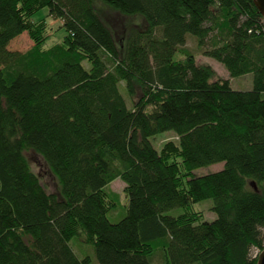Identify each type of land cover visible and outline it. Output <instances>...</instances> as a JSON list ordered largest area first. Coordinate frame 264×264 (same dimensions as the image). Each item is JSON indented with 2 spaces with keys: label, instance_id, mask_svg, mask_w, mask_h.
Wrapping results in <instances>:
<instances>
[{
  "label": "trees",
  "instance_id": "trees-1",
  "mask_svg": "<svg viewBox=\"0 0 264 264\" xmlns=\"http://www.w3.org/2000/svg\"><path fill=\"white\" fill-rule=\"evenodd\" d=\"M99 3L146 27L115 32ZM46 8L67 31L49 49L45 21H32ZM24 33L32 48L12 51ZM188 35L232 78L252 74L253 90L198 64ZM168 131L177 142L157 151L150 139ZM217 163L224 169L193 176ZM118 179L128 204L112 223L120 203L107 187ZM208 199L213 222L192 207ZM178 207L182 215H166ZM76 237L100 264H258L264 16L255 0H0V264H91L72 248Z\"/></svg>",
  "mask_w": 264,
  "mask_h": 264
},
{
  "label": "rangeland",
  "instance_id": "rangeland-1",
  "mask_svg": "<svg viewBox=\"0 0 264 264\" xmlns=\"http://www.w3.org/2000/svg\"><path fill=\"white\" fill-rule=\"evenodd\" d=\"M98 7L102 9L103 20L106 21L108 24H111L115 32H121L123 27L124 28L146 27L144 20L141 18H133V19L123 18L121 16H118L116 13H113V11L109 10L110 8H106L107 6H105V4L103 3H99ZM32 21L33 22L45 21L46 23L47 40L44 44L45 49H49L54 45L61 43L64 40V37L67 35V31L63 27V22L61 20H55L49 17V9L47 8L40 10L36 15H34ZM32 46H33V42L29 38L28 34L24 33L22 36L18 37L10 44V49L12 51L26 52L29 49H31ZM186 47L189 48L190 51L194 54L198 64L208 65L212 67L214 72L216 73L217 78H221L223 80H229L234 90L243 91V92L253 90L254 86H253L252 74H247L241 77L232 78L230 73L222 63L216 61L215 59L202 55V53L197 50L198 49L197 41L193 35H188ZM183 58L184 56L180 52L176 55V60H181ZM119 88L126 100L128 108H132L134 101L129 97L125 87V83L124 82L120 83ZM150 141L157 151H161L163 145L166 142L169 141L177 142V136L173 131H168L158 134L157 136L151 138ZM25 155L33 171L37 175H39L45 189L50 193H58L59 192L58 181L51 173L48 165L45 163L43 158L33 151H27ZM224 167H225V163H217L207 167L199 168L193 172V176L202 177L205 175L216 173L223 170ZM107 191L115 194L120 203L118 210L108 215V218L112 223H117L125 217L126 215L125 206L128 204L126 195L124 193V183L118 179L107 187ZM213 206H214V202L212 199L204 200L202 202L195 203L192 205L195 211L202 212L204 214V218L208 222H213L217 219V214L213 211ZM184 212H185L184 208L178 207L168 211L166 215L177 217L182 215ZM71 246L74 249L75 253L78 255V257L80 258L89 257L91 259V264H100L95 256V251L93 247L87 245L82 238L76 237L72 239ZM255 254L256 252L254 253V255Z\"/></svg>",
  "mask_w": 264,
  "mask_h": 264
},
{
  "label": "water",
  "instance_id": "water-1",
  "mask_svg": "<svg viewBox=\"0 0 264 264\" xmlns=\"http://www.w3.org/2000/svg\"><path fill=\"white\" fill-rule=\"evenodd\" d=\"M255 5L258 8L261 15L264 16V0H255ZM258 264H264V251L258 257Z\"/></svg>",
  "mask_w": 264,
  "mask_h": 264
}]
</instances>
